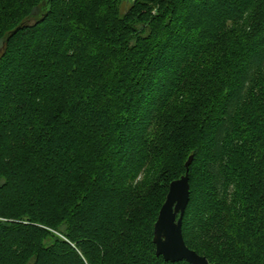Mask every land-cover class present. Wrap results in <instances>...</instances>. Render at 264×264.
<instances>
[{
  "label": "trees",
  "instance_id": "16d2710c",
  "mask_svg": "<svg viewBox=\"0 0 264 264\" xmlns=\"http://www.w3.org/2000/svg\"><path fill=\"white\" fill-rule=\"evenodd\" d=\"M0 264L189 249L264 264V0H0Z\"/></svg>",
  "mask_w": 264,
  "mask_h": 264
},
{
  "label": "water",
  "instance_id": "95a60500",
  "mask_svg": "<svg viewBox=\"0 0 264 264\" xmlns=\"http://www.w3.org/2000/svg\"><path fill=\"white\" fill-rule=\"evenodd\" d=\"M193 160L194 157L191 156L186 162V174L170 184L166 201L155 224L154 244L157 256L163 257L166 262L209 264L206 257L187 247L183 235V219L190 202L189 170Z\"/></svg>",
  "mask_w": 264,
  "mask_h": 264
},
{
  "label": "rangeland",
  "instance_id": "374dc122",
  "mask_svg": "<svg viewBox=\"0 0 264 264\" xmlns=\"http://www.w3.org/2000/svg\"><path fill=\"white\" fill-rule=\"evenodd\" d=\"M125 3H126L127 5H129L130 1H129V0H125ZM1 48H2V42L0 41V50H1Z\"/></svg>",
  "mask_w": 264,
  "mask_h": 264
}]
</instances>
